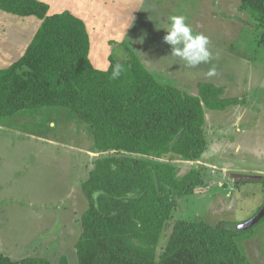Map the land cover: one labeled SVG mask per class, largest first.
<instances>
[{"label":"trees","instance_id":"1","mask_svg":"<svg viewBox=\"0 0 264 264\" xmlns=\"http://www.w3.org/2000/svg\"><path fill=\"white\" fill-rule=\"evenodd\" d=\"M0 9L41 20L24 54L0 69V123L24 109L66 107L90 125L96 152L114 151L96 157L82 185L88 206L78 264H252L236 237L253 226L203 219H177L157 252L178 200L205 186V167L180 176L176 162L202 159L207 109L225 110L241 99L213 82H199L196 94L162 83L131 49L127 60L111 54L108 68L96 67L86 21L68 9L50 13L43 0H0ZM239 9L263 29L264 46V0H240ZM118 63L123 71L112 79ZM165 156L167 163L148 158ZM0 264L53 263L40 256L14 260L0 245ZM58 264H70L68 257Z\"/></svg>","mask_w":264,"mask_h":264},{"label":"rangeland","instance_id":"2","mask_svg":"<svg viewBox=\"0 0 264 264\" xmlns=\"http://www.w3.org/2000/svg\"><path fill=\"white\" fill-rule=\"evenodd\" d=\"M48 3L53 10L68 9L86 21L92 37L96 67L108 66L111 54L119 61L127 60L131 49L162 83L196 94L199 82H213L224 85L227 96L241 99L239 105L223 111L207 109V149L202 159L176 162L180 176L195 166L205 167L203 175L200 174L205 186L200 194L178 200L172 218L166 224V231L162 234L158 255L163 252L168 232L177 219H203L235 228L260 211L264 205V182L251 180L240 183L238 187L235 184L240 168L248 170L244 174L264 176V46L259 42L263 29L249 13L239 9L240 0H48ZM177 14L184 15L195 31L209 38L208 47L212 53L210 63L185 68L179 58L170 57L171 48L163 41L166 33L157 31L153 20H166ZM133 17V25L128 28ZM23 21L18 16L0 11V54H9L5 46H16L17 53L22 50L24 42H27L24 33L27 31H23V28L29 29L32 23V28L36 26L35 21L29 25V20L25 27ZM19 39L22 42H18ZM10 61L8 57L6 64ZM213 68L215 74L208 75ZM45 109H49L48 112ZM32 110H21L16 113L19 115L15 119L16 114L8 119H14L18 129L33 131L39 127L40 131L48 134L55 131L61 136L59 140L73 139L81 146L91 140L94 142L90 125L79 117L87 127L81 129L85 132L76 134L74 128L75 135L70 133L67 116L71 110L68 108L55 106ZM26 112H35L41 117L37 119V114L32 113L31 117L35 119L19 122L18 117L25 116ZM51 117L58 123L54 130L46 126ZM76 123L78 125L81 122ZM21 139L24 140L21 143H17L16 138L10 144L8 158L14 164L10 173L14 174L9 175L8 183L1 184V189L10 191L2 195L0 201V245L9 256L12 252L17 254L16 257L40 256L58 264L60 258L68 253L70 262L77 264L76 242L80 225L73 218L65 222L59 218L64 201L59 200L60 194L55 195V176H48L49 188L46 193L37 192L38 184L34 180H29L22 187L17 184L23 175L20 157L26 163L36 152L38 155L58 154V157H63L59 163L66 164V171L69 163L65 156L69 154L62 150L56 152L38 147L32 138ZM48 146L51 147V144ZM112 153L114 151L110 150L97 152L96 156ZM148 158L169 162V156ZM256 170L263 173H255ZM19 190H29L32 197H57L58 203H30V193ZM236 241L252 264H264V220L256 223L251 232L237 236Z\"/></svg>","mask_w":264,"mask_h":264},{"label":"crops","instance_id":"3","mask_svg":"<svg viewBox=\"0 0 264 264\" xmlns=\"http://www.w3.org/2000/svg\"><path fill=\"white\" fill-rule=\"evenodd\" d=\"M43 1L48 3V0H43ZM0 11L5 12L3 10H0ZM61 11L63 10H58V11L53 10L52 6H50V13H56V12H61ZM11 15L15 17L17 16L13 14ZM18 17L24 20L23 24L25 27L28 25L29 20H30L29 25L35 21L34 23L36 26L35 28H32V25H33L32 23L29 29L22 27L23 31H27V33L24 32L25 37H27L25 38V40L27 41L26 42L27 44L24 42L25 45L24 47L21 46L22 50L21 51L19 50V53L16 52V46H13V47L5 46L9 54L8 55H6V53L4 55H2V53L0 54V68L1 69L9 67L11 64L16 62L24 54V52L28 48L30 42L32 41L34 35L36 34L41 24V20L35 16H24V17L18 16ZM18 42H22V41H20L19 39ZM92 49L93 48H92V42H91V59L94 65L96 66ZM8 57L11 58V61L6 64V60ZM101 68L106 69L108 68V66L107 64H105ZM45 108H49V107H45ZM24 110L28 111L32 109H24ZM45 110H47L48 112L49 109H45ZM220 111H223V110H220ZM35 112H30V113L26 112L25 116L22 115L21 117H18L17 120L20 119L19 122H23V120H27V119L33 120L35 119V117L32 118L31 114ZM41 112H44V111H41ZM207 113L209 112L207 111ZM35 114H37L36 117L38 116L37 119H40L41 116L38 113H35ZM18 115L19 114H16L14 119ZM62 118H60V120H62ZM14 119L9 120L7 117L0 123V201L2 200L1 198L2 195L10 191L9 189H8L9 191L6 189H1L2 188L1 184L8 183L9 175L14 174V173L12 174L10 173V171L14 169V164H13V161L9 160L8 154L10 153V144L14 143L15 142L14 140H16V138L18 139L17 143H21L22 141H24L21 138L23 139L32 138L33 143L36 144L38 147L40 146V147L48 148L56 152L59 150H62V152L65 151L66 153L69 154L68 156H65L66 162L68 161L69 163L66 171H65L66 164L61 165L59 163V160H61V162L63 161V157L62 156L58 157V154L38 155V153L36 152L35 156L33 158H30L32 159V161H30L29 159L26 163L22 160V157H20L21 158L20 162L23 163V168H21V170L23 171V175L20 176V178L18 177L19 180L17 184L20 187H22L21 185H24V186L27 185L29 183V180H34L38 184L37 192L46 193L49 188L48 183H47V178L48 176L54 175L55 178H54L53 186L55 188L54 191H56L55 195L60 194L59 200L64 201V203L62 204L61 214H59L60 215L59 218L62 219L63 221L64 220L70 221L71 218H73L74 220H77V223H79L80 225V231L78 230V234H79L78 236L80 237V234L82 232L81 218H82L84 211L87 209V206H88V201L83 193L82 185H83V182L89 177L90 171L93 168L94 161L97 157L96 156L97 152L95 151V148H94L95 147L94 142L91 140V142H89L87 145L81 146L79 143H75L73 139H71L72 141H68L66 139L59 140L58 137H61V136L59 134L57 135L55 131H51V133H49L51 134L50 136L47 132L40 131L41 128L39 127L34 129L33 131H25L22 129H18V126H16V123L13 122ZM67 119L70 122L69 127H68V130L70 131V133L75 135L74 128H76V134L78 132L79 133L85 132L81 130L83 128L84 130L87 128L85 123H83L74 113L71 112L70 115L67 116ZM76 121L81 122L79 123L81 128L79 124L77 125ZM46 126L47 128H52L51 130H54L55 128H57L58 123H56L55 118L51 117L48 119V124ZM46 126L44 128H46ZM65 129L66 128H64V130ZM92 135H93V132H92ZM86 140L90 141V139H86ZM2 142L4 144L3 146H1ZM49 144H51V147L48 146ZM81 152H85V153L81 154ZM246 171L248 170L240 168V170H237L238 172L237 175L244 174V172ZM254 172L263 173V172H260V170H256ZM60 173H62V175L58 178V175ZM4 186H7V185H4ZM238 186L239 184L237 185V187ZM50 188H53V187L50 186ZM19 191H23L24 193H30L29 194L30 203L31 202H38V203L43 202V203L48 204L52 201H55L58 203L57 197L53 199L50 197H38V196L32 197L31 192L29 190H19ZM235 196L238 199V194H236ZM46 206H48L49 208L52 207L50 205H46ZM0 211H1V208H0ZM5 254L7 253L5 252ZM65 255L68 257L69 262H70L68 253H66ZM16 256L17 254H14L13 252L10 255V257L13 258L14 260H19V259L26 257V256L25 257H20V256L16 257ZM27 257H33V256H27ZM74 263L76 264V262ZM74 263L72 261L70 262V264H74Z\"/></svg>","mask_w":264,"mask_h":264},{"label":"clouds","instance_id":"4","mask_svg":"<svg viewBox=\"0 0 264 264\" xmlns=\"http://www.w3.org/2000/svg\"><path fill=\"white\" fill-rule=\"evenodd\" d=\"M157 31L163 30L166 34L163 37L164 43L170 46L171 56L183 61L185 68H195L201 64L210 63L212 53L209 50V38L203 33L195 31L187 22L184 15H171L166 20H153ZM133 19L129 22L128 28L132 27ZM143 37L141 38V42ZM123 69L118 63L111 73L112 79L120 77ZM215 69H210L208 75H214Z\"/></svg>","mask_w":264,"mask_h":264},{"label":"water","instance_id":"5","mask_svg":"<svg viewBox=\"0 0 264 264\" xmlns=\"http://www.w3.org/2000/svg\"><path fill=\"white\" fill-rule=\"evenodd\" d=\"M237 178L242 181L260 180L264 182V176H260V175L241 174V175H237ZM263 217H264V205L262 209L254 217H252L248 221L240 223L238 227L241 229H248L254 226L256 223H258Z\"/></svg>","mask_w":264,"mask_h":264}]
</instances>
